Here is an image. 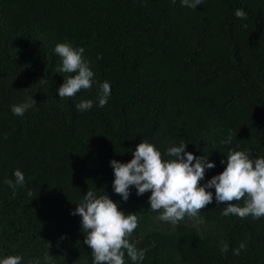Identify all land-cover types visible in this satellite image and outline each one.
Masks as SVG:
<instances>
[{
    "label": "trees",
    "instance_id": "16d2710c",
    "mask_svg": "<svg viewBox=\"0 0 264 264\" xmlns=\"http://www.w3.org/2000/svg\"><path fill=\"white\" fill-rule=\"evenodd\" d=\"M58 43L83 47L94 72L93 86L72 98L59 97L67 74L58 73ZM104 81L111 95L101 108ZM27 97L37 103L14 115ZM82 99L93 107L79 111ZM229 131L231 144L221 143ZM143 140L165 160L181 142L207 156L216 166L201 186L237 145L264 157V0H202L196 9L181 0H0V259L45 264L47 251L51 264H93L82 218L71 214L91 189L137 215L130 241L147 249L141 264H264V217L223 216L214 188L202 222L175 225L150 210V192L132 187L127 201L114 192L110 162H130ZM16 169L25 181L13 189L5 181L15 183Z\"/></svg>",
    "mask_w": 264,
    "mask_h": 264
},
{
    "label": "clouds",
    "instance_id": "9594fccd",
    "mask_svg": "<svg viewBox=\"0 0 264 264\" xmlns=\"http://www.w3.org/2000/svg\"><path fill=\"white\" fill-rule=\"evenodd\" d=\"M181 4L183 7L196 9L197 5L202 4V0H181ZM235 16L247 18L243 9H237ZM54 51L62 61L58 73L67 74L64 75V83L58 88L60 99L75 97L81 90H88L93 86L94 72L83 56V47L74 48L69 43H58ZM39 83H46V80L41 79ZM97 85L98 104L102 108L108 103L111 85L107 81L97 82ZM36 103L34 98L27 97L25 102L12 105L11 111L14 115L23 116ZM92 107L93 101L90 99H82L76 104L81 112ZM232 138L229 131L226 140L221 143L231 144ZM186 147L187 144L183 142L169 147L166 154L170 159L165 160L154 144L143 140L136 146L130 162H110L115 177L112 183L114 192L124 201L129 199L132 187H135L138 196L150 192V210L160 213L159 220L173 225L182 221L185 216L198 223L202 222L199 213L213 202V193L208 191L212 188L215 189L216 202L226 204L223 216H252L254 219L264 217V157L253 159L247 150H237V145L236 149H229L226 161H221L227 165L224 170L201 186L200 181L204 179L206 169H212L216 165L207 156L197 157L186 151ZM13 174L15 183L12 180L5 183L15 189L17 185L24 184L25 176L19 169ZM241 200L244 201L243 206L238 203ZM76 205L71 214L82 218L84 243L92 250L93 264H125V255L132 264H141L147 249L137 248L130 241L138 227L136 214H125L120 210L119 203L113 201L107 193L97 195L91 189L84 195L82 202ZM245 247L241 243L233 250L234 254L239 255ZM227 251L228 246L224 245L221 252ZM51 259L52 256L46 251L43 256L45 264H51ZM21 261L20 255H8L0 259V264H21ZM35 264H40V260L37 259Z\"/></svg>",
    "mask_w": 264,
    "mask_h": 264
}]
</instances>
